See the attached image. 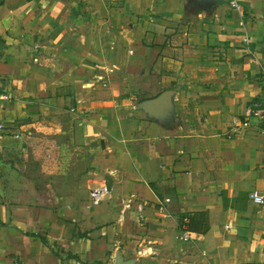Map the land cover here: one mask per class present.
Masks as SVG:
<instances>
[{
  "label": "crops",
  "instance_id": "crops-1",
  "mask_svg": "<svg viewBox=\"0 0 264 264\" xmlns=\"http://www.w3.org/2000/svg\"><path fill=\"white\" fill-rule=\"evenodd\" d=\"M254 106L264 0H0V264H264Z\"/></svg>",
  "mask_w": 264,
  "mask_h": 264
},
{
  "label": "built area",
  "instance_id": "built-area-1",
  "mask_svg": "<svg viewBox=\"0 0 264 264\" xmlns=\"http://www.w3.org/2000/svg\"><path fill=\"white\" fill-rule=\"evenodd\" d=\"M230 5L234 8H239V0H229ZM72 113H75V110H71ZM256 119L260 123V131L264 135V107H249L246 111L245 118L243 121L240 122L239 125L235 126L230 130V134L228 137H233L236 134L241 133L242 130L248 129L250 127V120ZM4 130L3 125L0 123V133H2ZM107 193V188H102L95 190L91 193V200L94 205H98L101 202L102 196ZM251 199L259 205L264 204V193L254 192L251 194ZM141 209V208H140ZM185 222H187V218L185 219ZM184 239H189L190 236L188 233H184L183 235ZM145 255L151 254V248H147L144 251Z\"/></svg>",
  "mask_w": 264,
  "mask_h": 264
},
{
  "label": "water",
  "instance_id": "water-1",
  "mask_svg": "<svg viewBox=\"0 0 264 264\" xmlns=\"http://www.w3.org/2000/svg\"><path fill=\"white\" fill-rule=\"evenodd\" d=\"M170 105V95L168 93L162 94L159 96L157 99L144 102L140 104V107L150 111L154 112L155 114H161L164 110V108H168ZM111 178H108L107 183H106V188L108 192H111ZM115 264H131L130 262H124L120 257L116 259Z\"/></svg>",
  "mask_w": 264,
  "mask_h": 264
},
{
  "label": "trees",
  "instance_id": "trees-1",
  "mask_svg": "<svg viewBox=\"0 0 264 264\" xmlns=\"http://www.w3.org/2000/svg\"><path fill=\"white\" fill-rule=\"evenodd\" d=\"M186 218L187 222H185ZM181 226H186L189 231L196 232L200 230L199 228L201 226L206 228L208 226V222L203 214L188 215L182 219Z\"/></svg>",
  "mask_w": 264,
  "mask_h": 264
},
{
  "label": "rangeland",
  "instance_id": "rangeland-1",
  "mask_svg": "<svg viewBox=\"0 0 264 264\" xmlns=\"http://www.w3.org/2000/svg\"><path fill=\"white\" fill-rule=\"evenodd\" d=\"M76 166H77V164H69L67 169H71V168L76 167ZM65 173L67 174L68 171H66ZM66 174H64L63 176H67V178H69L70 176L68 174L67 175ZM59 179H62V178H59Z\"/></svg>",
  "mask_w": 264,
  "mask_h": 264
}]
</instances>
